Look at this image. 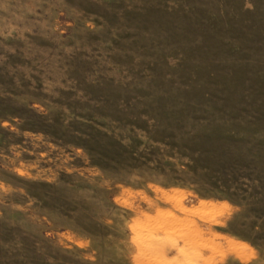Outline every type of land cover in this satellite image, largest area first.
Instances as JSON below:
<instances>
[{
	"label": "rangeland",
	"instance_id": "1",
	"mask_svg": "<svg viewBox=\"0 0 264 264\" xmlns=\"http://www.w3.org/2000/svg\"><path fill=\"white\" fill-rule=\"evenodd\" d=\"M0 264H264V0H0Z\"/></svg>",
	"mask_w": 264,
	"mask_h": 264
}]
</instances>
